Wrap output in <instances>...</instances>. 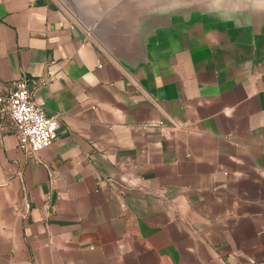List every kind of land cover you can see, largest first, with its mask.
<instances>
[{"label":"crops","instance_id":"0c3cea01","mask_svg":"<svg viewBox=\"0 0 264 264\" xmlns=\"http://www.w3.org/2000/svg\"><path fill=\"white\" fill-rule=\"evenodd\" d=\"M0 264H264V21L168 16L131 63L58 0H0Z\"/></svg>","mask_w":264,"mask_h":264},{"label":"water","instance_id":"95a60500","mask_svg":"<svg viewBox=\"0 0 264 264\" xmlns=\"http://www.w3.org/2000/svg\"><path fill=\"white\" fill-rule=\"evenodd\" d=\"M119 60L143 56L145 35L168 16L214 15L245 25L264 21V0H58Z\"/></svg>","mask_w":264,"mask_h":264},{"label":"built area","instance_id":"2783aa9c","mask_svg":"<svg viewBox=\"0 0 264 264\" xmlns=\"http://www.w3.org/2000/svg\"><path fill=\"white\" fill-rule=\"evenodd\" d=\"M1 111L7 113L18 129L20 148L36 154L50 147L58 138V118L49 116L33 100L25 81L16 84L7 95H0Z\"/></svg>","mask_w":264,"mask_h":264}]
</instances>
